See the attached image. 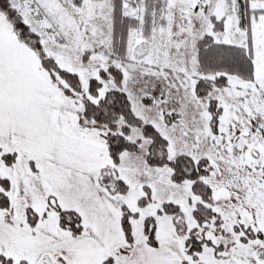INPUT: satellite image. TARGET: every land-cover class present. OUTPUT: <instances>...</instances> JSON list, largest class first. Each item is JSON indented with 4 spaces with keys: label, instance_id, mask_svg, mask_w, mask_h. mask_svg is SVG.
<instances>
[{
    "label": "snow or ice",
    "instance_id": "6c2138e0",
    "mask_svg": "<svg viewBox=\"0 0 264 264\" xmlns=\"http://www.w3.org/2000/svg\"><path fill=\"white\" fill-rule=\"evenodd\" d=\"M0 264H264V0H0Z\"/></svg>",
    "mask_w": 264,
    "mask_h": 264
}]
</instances>
